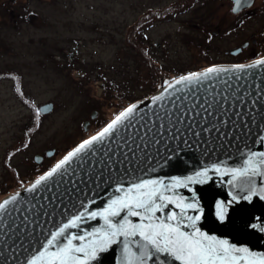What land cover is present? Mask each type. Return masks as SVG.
I'll use <instances>...</instances> for the list:
<instances>
[{
	"label": "water",
	"instance_id": "1",
	"mask_svg": "<svg viewBox=\"0 0 264 264\" xmlns=\"http://www.w3.org/2000/svg\"><path fill=\"white\" fill-rule=\"evenodd\" d=\"M255 62L211 66L227 71L171 89L162 85L156 93L132 103L138 106L134 114L102 142L73 157L34 190L29 191L60 160L30 184L5 196L0 203L16 199L0 211V264H27L42 250L50 233L82 211V205L99 211L110 198L120 195L115 191L118 185L126 188L142 179L184 178L213 165L242 167L251 152L264 151V64L250 67ZM157 96L163 98L155 100ZM208 175L207 182L189 185L203 209L198 224L201 231L264 253V231L251 226L264 225V200L255 196L251 202L233 201L221 222L216 215L217 202L227 204L231 194L246 193L229 184L232 177L224 171H209ZM253 179L258 187L264 184V177ZM177 191L191 200L187 188ZM102 224L103 220L96 218L70 231L83 234ZM122 249V243L112 244L91 264H121ZM161 259L179 264L171 258ZM149 264H156L155 257Z\"/></svg>",
	"mask_w": 264,
	"mask_h": 264
},
{
	"label": "rangeland",
	"instance_id": "2",
	"mask_svg": "<svg viewBox=\"0 0 264 264\" xmlns=\"http://www.w3.org/2000/svg\"><path fill=\"white\" fill-rule=\"evenodd\" d=\"M156 1L0 0V71L8 72L0 81V187L10 181L9 192L25 187L13 167L24 176L40 156L43 175L113 120L122 101L124 107L130 96L146 98L204 62L186 48L174 19L143 18ZM106 94L110 99H93Z\"/></svg>",
	"mask_w": 264,
	"mask_h": 264
},
{
	"label": "snow or ice",
	"instance_id": "3",
	"mask_svg": "<svg viewBox=\"0 0 264 264\" xmlns=\"http://www.w3.org/2000/svg\"><path fill=\"white\" fill-rule=\"evenodd\" d=\"M235 4L233 11L239 9L241 0H235ZM262 64L264 59L257 60L250 67ZM221 71L227 69L209 67L202 73L181 76L173 83H168L167 88L207 79L211 74ZM162 98L157 96L154 99ZM137 107L133 104L116 115L102 131L84 140L51 171L41 176L29 191L68 165L73 157L90 149L95 143L102 142L117 126L129 119ZM209 171L230 174L232 179L228 183L246 193L243 196L231 194V201L227 204L224 201L217 202L216 215L221 222L225 221L233 201L239 202L243 199L251 202L255 196L264 200V184L258 187L253 179L257 176L264 177V151L251 152L242 167L222 169L219 165H213L211 169L206 167L184 178L172 177L168 181L162 178L142 179L126 188L118 185L115 191L120 195L110 198L99 211H89L88 205H82V211L72 215L50 233V238L42 245V250L29 259L27 264H91L98 253L108 250L116 243L123 244L121 264H149L154 257L156 264H169L167 259L161 257L171 258L179 264H264V253L252 252L247 247H237L227 239L201 231L198 226L203 209L189 185L207 182L210 179ZM179 188L191 191V200L179 193ZM15 199L14 196L11 200L0 203V211ZM190 212L196 214H189ZM133 217L138 218L139 222H134ZM96 218L103 220L100 227L84 231L83 234L70 231L80 229L82 223ZM251 226L264 231V225Z\"/></svg>",
	"mask_w": 264,
	"mask_h": 264
},
{
	"label": "flooded vegetation",
	"instance_id": "4",
	"mask_svg": "<svg viewBox=\"0 0 264 264\" xmlns=\"http://www.w3.org/2000/svg\"><path fill=\"white\" fill-rule=\"evenodd\" d=\"M235 7V0H157L143 18L151 24L178 22L186 48L202 55V64L210 63L203 69L244 65L264 58V0H241ZM4 77L8 72L0 71V81Z\"/></svg>",
	"mask_w": 264,
	"mask_h": 264
},
{
	"label": "trees",
	"instance_id": "5",
	"mask_svg": "<svg viewBox=\"0 0 264 264\" xmlns=\"http://www.w3.org/2000/svg\"><path fill=\"white\" fill-rule=\"evenodd\" d=\"M139 22H142V20H140ZM141 25H142V23H138L136 26H134V30H133V32H132V35H129V39H131L133 42L136 40V38H137V33L139 32V29H140V27H141ZM149 46H145V47H142V51H143V54H147V55H149V57L152 59V61L154 62V59L150 56V51H149ZM137 49H139V46H138V48ZM148 60V59H147ZM148 62H149V60H148ZM150 63V62H149ZM156 62H154L153 64H155ZM210 63H207V64H205V65H200V66H198L196 69H194L193 71H197V70H201V69H203L204 67H207L208 65H209ZM158 66L162 69V70H164V71H166V69H164V66L163 65H159L158 64ZM192 71V72H193ZM111 94H112V92H115L114 90H111L110 88H109V90H108ZM109 96H110V94H109ZM104 98H106L105 100H108V99H110L109 97H107V94L106 95H104V96H101V98L100 97H93V99L94 100H98V99H102V101H105L104 100ZM144 98V97H143ZM129 99H131L132 101H130V105L132 104V103H134V102H136V101H138V100H140V99H142V98H139V99H134L133 97H131L130 96V98ZM95 101V102H96ZM123 103H124V101H122V105H123ZM121 105V106H122ZM119 107V109H118V112L120 113V112H122L125 108H127L128 106H124V107ZM93 110H95V109H93ZM38 112L39 111V108H37L36 110H35V112ZM38 117H37V119H40L41 117L42 118H44L43 116H41V114H40V111H39V115H37ZM41 118V119H42ZM110 121H112V119L110 120L109 119V122ZM34 122H35V120H32V122H31V125H30V127H28V128H26V131L27 132H30V130L33 128V127H35L34 126ZM109 122H107V124L109 123ZM105 126H103V128H104ZM102 129V128H101ZM31 133V132H30ZM76 147V146H75ZM45 167V164L44 163H41V164H38V163H36L35 161H33V162H29L28 163V165L26 166V173H25V175L24 176H22L21 175V173H20V170L17 168V167H13L12 169H13V171H14V179H15V181L17 182V185L19 184L20 186H25V185H28V184H30L32 181H34L36 178H38L39 176H40V172L42 171V169ZM52 167V166H51ZM51 167H49V169L51 168ZM48 169V170H49ZM47 170V171H48ZM46 171V172H47ZM46 172H44V173H46ZM43 173V174H44ZM39 174V176H37L36 178H34V179H32L33 177H35L36 175H38ZM30 176H32V177H30ZM31 179V180H30ZM10 190H13V186H12V182L10 181L9 183L8 182H5L4 184H3V186H1L0 187V196H2V198L0 199V200H2L5 196H7V195H9L10 193H12V192H9Z\"/></svg>",
	"mask_w": 264,
	"mask_h": 264
}]
</instances>
